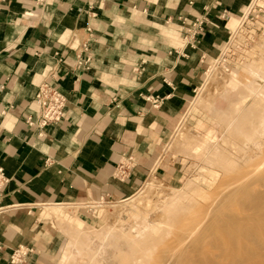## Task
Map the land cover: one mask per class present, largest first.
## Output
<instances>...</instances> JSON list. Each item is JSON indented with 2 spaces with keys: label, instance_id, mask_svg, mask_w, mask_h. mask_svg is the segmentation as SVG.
<instances>
[{
  "label": "crops",
  "instance_id": "crops-1",
  "mask_svg": "<svg viewBox=\"0 0 264 264\" xmlns=\"http://www.w3.org/2000/svg\"><path fill=\"white\" fill-rule=\"evenodd\" d=\"M250 5L0 0V168L8 180L0 264L56 263L63 236L41 209L58 221V210L134 199L147 175L175 181L163 161L171 142L162 145L194 107L207 105L203 77L222 60L227 31L237 33ZM49 68L66 98L65 117L38 136L23 117L35 110L34 86ZM204 138L218 140L212 130Z\"/></svg>",
  "mask_w": 264,
  "mask_h": 264
},
{
  "label": "rangeland",
  "instance_id": "rangeland-1",
  "mask_svg": "<svg viewBox=\"0 0 264 264\" xmlns=\"http://www.w3.org/2000/svg\"><path fill=\"white\" fill-rule=\"evenodd\" d=\"M229 36L227 52L223 57L218 58L219 60L222 59L221 61H218L217 64L213 63L215 67L212 68L209 75L206 72L201 83L202 85L207 81L204 101L207 105L194 107L184 123L185 128L182 129L177 139H173L176 130L174 128L168 140L164 141L162 145L161 151L164 148L166 149L171 142L163 161L168 163L169 167L176 172L175 181L173 183L166 182L157 175L151 178L150 175H147L138 185L137 192H140L135 197L136 202L138 204L141 203L140 206L144 210H141L136 218L129 216L125 220L126 222H118L113 217H102L104 213L122 216V206L125 203L117 206L100 205V208H92L97 205H91L82 206L85 208L58 210L57 215L60 218L58 221L53 219L52 215L47 212L48 210L41 209L43 214L51 219L58 233L63 236V247L55 264H61L65 256L67 260L65 264H120L122 262L121 257L132 255L135 257L125 260V263L133 264L144 260L146 264H167L170 252L181 249L187 242L184 239L187 235L186 228L181 219L186 215L189 205L193 204V201L197 202L195 199L199 196H207L200 200L199 204L203 209H210V205L215 201L216 196L223 194L222 197H224L225 193L238 191L241 187L245 186L244 188L251 195L247 192L243 195L239 193L237 203L240 202V204L252 199L253 197L251 196L256 190L258 191L255 194L264 190V180H256L257 174L262 173L264 168L260 173L259 171L253 173V170L264 159V149L257 151L253 147L250 148L248 145L238 141L236 135H233L234 127H237V120L240 117H246V114H248V121L253 122V125L257 122L253 116L257 112L255 109L257 103L250 100L249 93L245 90L247 81H243L242 76L249 74L252 66L257 65L259 67H257L258 70L261 71L264 69V0L255 2L248 19L237 30L235 35L232 33L230 35L229 31H227L226 39ZM225 40L214 54L222 51L226 45ZM207 58L208 56L202 60L203 67ZM213 64L211 63L208 69ZM250 66L251 69L249 68ZM244 72H246V75ZM203 73H205V68H203ZM231 77H235L236 81ZM251 82L255 83V80L252 79ZM198 93L199 86L197 89L194 86L190 99L194 101ZM262 101L263 103L260 106L261 110L264 111V99ZM213 110L219 111V115L213 113ZM185 112L186 110L182 112L178 123ZM233 119L236 121L231 127L232 130L231 128L225 130L226 127L224 128V125L226 126V123ZM221 120H223V123L220 122ZM250 122L248 123L252 127ZM198 124L201 127H197ZM250 126L247 129L251 130ZM207 130H212L218 140L211 139L209 143L207 141L208 138H204ZM222 136H225V141L219 140ZM260 139L264 140V136L262 137L261 135ZM216 146L224 151L221 153L222 160L226 157L228 158L224 161L220 160V163L217 162V164L207 162L204 157H209L214 154L213 152H218L215 150ZM232 157L233 161L237 160L239 166L231 165L233 162L231 161ZM244 160H246L245 163H243ZM218 163L222 164L221 168H219ZM227 164L228 166H226ZM231 180L236 183H232ZM240 180H243L241 181L243 182L241 186H239L241 183L238 184L237 182ZM190 184L194 187L189 186ZM198 192L199 195L194 196V193ZM232 196L230 195L228 199ZM231 210L227 213H241L240 206H234ZM250 213H248L247 217H251L253 220L261 218L257 209L255 212L251 211ZM208 226L210 227L208 228ZM196 228L201 229L209 236H207L208 238L202 248L197 245L190 247L186 251V259L194 257V260L183 262V264H216L217 261L213 255L214 250L211 248V241L214 237L210 234L213 226L206 225ZM190 229L193 230V227ZM145 237L155 241L154 244H143L142 239ZM228 240L230 241V239ZM62 253L64 254L61 257ZM66 253H68V256ZM197 254L201 256L198 258L195 256ZM137 257L138 259H136ZM232 261L230 255L225 259L226 264H231ZM145 262H142V264Z\"/></svg>",
  "mask_w": 264,
  "mask_h": 264
},
{
  "label": "bare ground",
  "instance_id": "bare-ground-1",
  "mask_svg": "<svg viewBox=\"0 0 264 264\" xmlns=\"http://www.w3.org/2000/svg\"><path fill=\"white\" fill-rule=\"evenodd\" d=\"M256 1L257 0L251 1V5L245 13L244 20L248 18V15L250 14L251 10L254 8V4ZM227 50H228V47L224 51L223 56L227 52ZM257 67H258L257 65L252 66V69H251V66H250L249 67L251 69L250 73L246 75V72H244L246 76H242L243 81L244 80L245 82L247 81L245 90L247 91V93H249L248 96H250V100H253L254 103H257V105L255 104L256 105L255 109L257 110V112L255 113V115H253L256 118V119L254 118L253 119L257 121L256 122L257 125L255 124L256 125L255 126L252 124L253 122L251 123L250 121H248L249 117H248V114H246V117H240V119L237 120V125H236L237 127H234L233 135H236L238 141H240L242 144H246L250 148L253 147L257 151H259L260 149L262 151L264 149V140L260 139V136L261 135L262 137L264 136V117H263L264 111L261 110L260 104L263 103L262 100L264 99V69L262 68L263 70L261 71V70H258L259 67L258 68ZM231 78L236 81L235 77H231ZM252 79L255 80V83L251 82ZM202 98L201 100H203ZM235 121H236L235 119L230 120L229 123H226L227 124L226 126L224 125V127H226V129L229 130L233 126V123H235ZM248 122L252 124V127L249 125ZM247 123L251 127V130L247 129V127H249ZM183 128H185V126L181 127L180 130L177 131L174 137L175 139H177V136L181 134V131ZM209 140L211 139L210 138L207 139V141ZM215 150L218 152L216 153L213 152ZM215 150L213 149V151H211L214 154L210 156L208 155L209 157L204 155L205 156L204 158H206L207 162L217 164V162L222 160L221 153L224 152L222 151L223 149L218 148L216 146ZM227 158L228 157L224 158L222 161H224ZM231 161H233V157ZM245 161L246 160H244L243 163H245ZM221 165L222 164H219V168L222 167ZM231 165L239 166L237 160L233 161ZM226 166H228V164ZM226 166H223V167H226ZM263 168H264V159H262V161L258 164L257 168L253 170L254 171L253 173L258 172V171L260 173V171ZM257 175H258L256 176L257 181L264 180V171ZM241 181L243 180L237 181L238 184L241 183L239 184V186L243 184V182ZM232 183H236V182L232 181ZM189 186H192V185L190 184ZM244 187L243 188L241 187L242 189L240 188L238 191H235V192H230V193L227 192L224 194V197H222L223 194L219 195L218 197L216 196L215 201L213 199L214 202L211 203L210 205L211 206L210 209H203L202 206L199 204V201L204 199L207 196L203 195L195 199V201L197 202L193 201V204L189 205L188 209L186 210V215L181 219L184 227L186 228L187 235H186V238L184 239H186L187 242L181 249L170 252L168 256L169 260L167 264H183V262L193 261L194 257H188L186 259L185 253L190 247L199 245L200 248H202L204 246L205 241L208 238L207 236L209 235H206L207 233L205 234L204 231H201V229L196 228V227H199V226L201 227V226H206V225L213 226L211 230L212 233L210 234L212 235V237H214V239H212L211 241L212 243L211 248L212 250H214L213 255H214V259L217 261L216 264H226L227 262H225V259L229 255L231 259L233 260L231 264H264V190L262 189L263 191L257 194L255 193L258 190H256L255 192L253 191L254 194L253 196H251L253 198L248 199L247 201L241 202L240 204V202L237 203L238 194L241 193L243 195L246 192L250 194L248 191H246L247 189ZM195 195L198 196L199 192L194 193V196ZM230 195H233V196L230 199H228ZM191 199H192V196H191ZM191 199L189 198V200ZM240 199L241 198H239V200ZM134 200L135 198L123 204L122 213H121L122 216H120L121 218L117 216V214H111V213L110 214L104 213L102 217L104 218L113 217V218H116L118 222L119 221L126 222L125 220H127L129 216L136 218L141 212V210H144V209L140 206L141 203L138 204L136 200L135 201ZM234 206H240L241 213H235V214L233 212L227 213L228 211H232L231 208ZM98 207L100 208V205L94 206L92 208H98ZM256 209L259 212L261 218H256V220H253L251 217H247L248 213L251 214L250 212L251 211L255 212ZM244 214H247V215H244ZM138 226H140V224H138ZM191 227H193V230L190 229ZM209 227L210 226H208V228ZM206 231L208 232V230ZM228 239H230V241ZM142 242L145 245H151V244H154L155 241H153L149 237H145L142 239ZM66 254L68 256V253ZM195 256L199 258L201 255L199 256V254H197ZM132 257H135V256L132 255V256L121 257L122 262L120 264H127L125 263V260H128ZM136 259H138V257ZM65 262H67L66 256L65 258H63V262L61 264H65ZM142 262H145V261L142 260L141 262H136L133 264H142ZM144 264H146V262Z\"/></svg>",
  "mask_w": 264,
  "mask_h": 264
},
{
  "label": "built area",
  "instance_id": "built-area-1",
  "mask_svg": "<svg viewBox=\"0 0 264 264\" xmlns=\"http://www.w3.org/2000/svg\"><path fill=\"white\" fill-rule=\"evenodd\" d=\"M77 65H79V63H77ZM53 78L54 71L52 68H49L42 79L34 86L35 91L32 103L35 110L31 112L32 114H26L23 117V123L27 127H34L38 132V136L41 135L43 129L59 123L64 120L65 117L66 98L56 88ZM7 182L8 180L4 176L3 170L0 168V198L3 196V187Z\"/></svg>",
  "mask_w": 264,
  "mask_h": 264
}]
</instances>
